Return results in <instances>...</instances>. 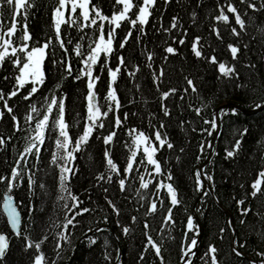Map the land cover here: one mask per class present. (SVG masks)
I'll list each match as a JSON object with an SVG mask.
<instances>
[{"label":"trees","instance_id":"1","mask_svg":"<svg viewBox=\"0 0 264 264\" xmlns=\"http://www.w3.org/2000/svg\"><path fill=\"white\" fill-rule=\"evenodd\" d=\"M31 2L34 7L27 10L26 23L31 33V43L36 45L47 37L55 35L51 11L58 0H31ZM91 2L99 6L104 15L111 16L116 0H91ZM226 2L227 0H156L151 9L152 15L144 25V33L140 35L137 26L123 49L120 48L119 42L130 25L122 23L116 30V39L113 42L115 51L109 57V63L114 68L120 55H123L126 61V70L118 74L114 84L118 90L121 107L118 110L114 109L104 118V128H96L89 142L76 153L69 188L79 196L81 206L89 208L90 211L77 217L79 224L75 228L69 226V231L72 233L71 245L62 242L63 251L59 257L56 256L54 241V233L59 226L53 229L52 224L57 220L63 221L64 201L57 199L60 195L59 170L49 163L56 138L51 127L42 146L40 159L37 160L34 155H29V164L35 165L32 172L36 174L34 176L36 184L31 191L28 190V173L25 170L23 183L18 184L13 195L16 200L22 201L19 204L22 234H30L33 240L47 236V240L42 242V250L48 258V264H52L53 260L56 264H160L154 250L145 247L147 243L144 235L145 221L149 225V234L157 244L161 245L164 264H181V244L190 242L192 236L199 238L194 250L192 249L193 254L190 257L192 264H208L205 253L209 244L215 245L218 249V259L221 264H250L247 258L259 260L256 253L264 251V193H259L256 197H251L249 193L252 180L255 179L259 169L264 167V108L251 114L237 109L235 114L229 111L219 116V132L214 141L212 154L208 163L203 166V170L212 176L211 181L207 180L211 192L204 191L197 200L201 191L195 189V171L207 157L215 130L204 121L211 120L216 108L224 103H233L239 108L248 110L255 108L252 106L253 103L264 99V11L258 8L255 11L245 12L246 5L236 0L239 10L246 19L247 27L238 37H234L231 34V27L236 26L234 22L225 25L224 22L213 19L220 10L217 5L224 6ZM257 2L259 3V0ZM115 10H119V6ZM12 13V6L0 5V25L5 28L10 26ZM173 16L178 17L175 29H170L168 33L157 31L170 28ZM232 19L234 21V17ZM24 23L22 11L19 16L20 27L14 37V42L17 44L22 42ZM213 25L220 30L222 39H217L212 32ZM62 28L67 34L64 39L66 41L71 39L73 45L82 35L85 37L81 41L84 51L88 48V37L95 38L98 35L96 26L86 28L82 32L64 25ZM107 28L105 22L106 31ZM184 29L187 31L185 32ZM181 36L185 38L183 44L179 43ZM194 36L202 37L201 57H196L192 52L191 43ZM171 37L177 39L172 40ZM237 41L240 52L238 59L233 61L227 44ZM168 43L177 48L176 54L165 53L164 48ZM244 45L247 47L245 48ZM145 49L155 54L152 61L154 69L158 71L163 66L164 75L159 89L153 83L152 70L146 66ZM62 54L63 50L55 42L50 45L43 65L45 81L40 85L37 93L27 101L20 93L10 99V105L20 118V130H14L9 115L0 118V137L11 136V140H6V143L0 146V175H7L10 172L14 161L19 158L18 153L23 150L27 142L26 138L30 136L24 122V114L28 106L35 104L42 114L44 108L41 105L45 104L44 97L51 91H55L57 95L66 94L65 120L73 140L83 131L87 103L84 99L87 92L86 78L75 80L72 76L65 75L59 63H52L53 59L59 61ZM213 54L220 60L234 64L236 71L239 72V78L219 77L216 66L207 60V57ZM165 56H167L166 60ZM71 63L74 76L78 74L80 67L79 58L72 55ZM136 64L141 66L140 71L135 76H129L128 70ZM17 71L9 58H5L0 63V89L5 93L12 90ZM94 71L102 77L97 86L98 100L106 107L104 94L107 92V70L96 68ZM185 77L193 79L197 92L193 93L189 89L181 99L180 93L187 87ZM56 84H60L59 89H56ZM238 84L244 87H237ZM136 85H139V88ZM30 86L29 82L24 89H21V93H26ZM169 88H176L177 92L165 98L170 113L165 116L160 107V93ZM189 104L192 105L191 108ZM202 104L207 107L202 108L201 114L197 115L193 109L201 107ZM0 110H3L2 102H0ZM124 113L129 114L127 119H123ZM116 115L123 119V123L116 128L113 142L105 145L103 136L114 127ZM50 119H54V116ZM160 121L165 125L161 132L167 134L174 148L169 149L165 145L156 153V158L161 162L162 174L151 173L149 166L151 175L146 173L145 179H150L151 183L147 189H140L137 192L139 174L144 172V167L133 169L126 181V190L123 192L117 183L120 177L116 174H113L115 178L112 182L107 180L97 182V173L106 171L104 163L106 147L112 150L114 160L122 169L129 153V149L124 145L131 143L127 130L135 127L152 136L155 131L153 125L159 127ZM181 121L184 122L183 125ZM244 128L248 131L241 137L239 133ZM201 129L205 131L202 132ZM152 138L154 141V136ZM236 139H241L240 148L234 156L228 157L226 149H230ZM201 144L204 145L203 153L200 151ZM180 149L184 151L181 153ZM197 156L202 158L198 160ZM137 157L136 162L139 163L143 159L142 151L137 152ZM169 171L172 173L170 181L167 180ZM159 181L170 182L178 190L181 203L174 206V225L162 219L170 204L166 190L155 188ZM41 182L46 185L44 189L39 187ZM4 188L3 182H0V202ZM105 188L108 189L107 193L104 191ZM157 191L160 192L164 202L161 204L158 201L155 213H147V205L157 199L155 195ZM105 195L120 209L118 215L107 204ZM245 197L248 203L244 206H250L251 210L242 215L236 200ZM29 204L33 206L32 213L27 210ZM68 204L71 206L70 200ZM189 214L193 216L195 226L193 230H187ZM105 216L108 217L106 221ZM132 216L137 217L136 221H132ZM117 220L120 221L119 224ZM241 220H244L243 224L240 223ZM162 223L165 225L164 228L161 227ZM229 223L232 227L227 226ZM125 225L129 226L128 233L122 231ZM97 227L101 229L100 232L96 231ZM222 227L225 228L223 233L219 231ZM0 230L6 232L9 239V247L3 258H0V264H30L35 249H26L22 236L9 232L1 211ZM105 240L108 241L107 245ZM234 240L244 245L239 249L242 255L237 256L232 252ZM105 251L109 253L110 260L105 261ZM141 252L144 253L143 257L140 255Z\"/></svg>","mask_w":264,"mask_h":264},{"label":"snow or ice","instance_id":"2","mask_svg":"<svg viewBox=\"0 0 264 264\" xmlns=\"http://www.w3.org/2000/svg\"><path fill=\"white\" fill-rule=\"evenodd\" d=\"M156 0H116L114 10L112 11L111 16L104 15L101 11V8L96 4L92 3L91 0H58L56 6L51 11L52 16V27L54 30V37H47L42 43L33 45L31 43V33L28 31L27 27V10L34 7V4L31 0H0V5L7 4L8 6L13 7V13L11 18V25L4 27L0 25V63H2L5 58L11 59V63L14 68L18 69L15 75V82L13 84L12 90L5 91L0 89V102H2V109L0 110V118L4 117L6 114L10 116L13 128L16 131L20 130L21 123L20 118L16 114L13 106L10 105L9 101L11 98L15 97L18 93L23 95L25 101L30 97H33L37 93L38 88L45 81V70H44V61L47 56V49L54 42L58 45L60 49L63 50V54L59 61L56 59L52 60L53 64L59 63L63 69L64 73L67 76H72L75 80H80L82 77L86 78V87L87 92L84 97L87 102L85 105L86 116L83 121V131L75 137L70 136L69 125L65 120L66 112V94L57 95L55 91H51L48 96L44 97L45 104L41 105L44 108L42 114H40V108H37L35 104H30L27 111L24 114V122L27 125V131L30 133V136L26 138L27 142L25 143L23 150L18 153V157L7 175H0V182H3L5 185L4 191L2 193V209L3 213L7 217V222L13 230L14 234L17 236H22L24 242V247L26 249H35V254L30 258V264H48V258L45 252L42 250V242L47 240V236H42L39 240H33L31 235L28 233L21 232V211L19 204L22 201L15 199L13 193L14 190L18 187L19 183H23V176L25 170H27V188L31 191L36 181L34 179L35 173L32 172V168L35 165L29 164V155H34L37 160L40 159L42 146L45 143V140L48 136V129L51 127L54 130L55 134V147L51 149V158L50 165L55 169L59 170V184L58 188L60 195L57 197L58 200L64 201L63 204V221H55L52 224L55 241V250L56 256L59 257L63 251V243L66 242L71 245V231H69V226L75 228L79 224L78 216L88 213L89 208L81 206V200L77 194H74L69 188V182L71 175L73 174L74 164L73 162L76 159V153L79 152L83 145H86L89 142V138L93 135L96 128H104V118L108 117L110 112L114 109L118 110L121 107L120 99L117 95V88L114 87V84L117 81L118 74L126 70V61L123 55H120L118 63L113 68L110 66L109 57L114 53L115 49L113 42L116 39V30L121 26L122 23L130 25L127 33L124 35L123 39L120 40L119 46L121 49L125 48L126 43L133 34V30L139 26V34L142 35L145 31L144 25L149 21L150 16L152 15L151 9L154 6ZM239 3L246 5L244 11L248 10H259L264 11V0H239ZM119 6V10L115 8ZM220 9L219 13L216 14L213 19L216 21H222L225 25L233 23L236 26L231 27V34L234 37H238L241 32L246 30L247 24L246 19L243 16V13L239 10L236 0H227L224 6L217 5ZM23 11L25 23L23 24V35L21 37V43L17 44L14 42V37L19 30V16ZM195 15V13H193ZM234 17V21L233 18ZM178 17L173 16L171 20L170 28H162L157 31H163L168 33L170 29H175L177 27ZM105 22H107L108 28L105 30ZM62 25L68 28H74L78 32H82L86 28H91L96 26L98 35L95 38L88 37V48L86 51L83 50V45L81 41L85 39L82 35L80 40L73 41L64 39V36L67 35L64 33ZM238 26V27H237ZM186 32L187 29H184ZM212 32L215 34L217 39H222L220 30L213 25ZM172 40H176L177 37H171ZM139 42V35L137 36ZM185 42L184 36L179 37V43L183 44ZM202 37L194 36L191 49L196 57H201L203 55L202 51ZM246 48L247 45H244ZM227 49L231 53V58L233 61L238 59V53L240 52L239 43L230 42L227 44ZM165 53L167 54H176L177 48L172 44L168 43L164 48ZM215 52V50H213ZM146 56V66L148 69L152 70L153 83L157 85L159 89L160 81L164 75L163 66L157 71L153 67L154 52L151 50L145 49ZM75 55L79 58V70L78 74H73V67L71 63V56ZM14 57V58H13ZM167 59V56L164 57ZM208 62L214 64L219 73V77L223 78H239V72L236 71L234 64H229L225 60H220L218 57L213 54L207 57ZM140 65H133L130 70H128L129 76H135L140 71ZM252 67V65H249ZM99 68L102 71L107 70V92L104 94V101L106 102V107L102 106L98 100V81L102 77L95 73V69ZM7 79V77H5ZM186 85L185 89L180 93L181 99L187 94L188 90L191 89V92H197L196 84L193 79L185 77ZM30 82L31 86L26 90V93H21V89H24L25 86ZM56 89L60 88V84H56ZM139 88V85H136ZM237 87H244L242 84H238ZM176 88H169L166 91L160 93V107L164 112L165 116H168L169 109L166 105L165 98H168L171 95L176 94ZM255 108H260L264 106V99H261L259 102L253 103L252 105ZM191 108L192 105L189 104ZM207 107V105L202 104L201 107H196L193 110L197 115L201 114L202 108ZM6 110V111H5ZM235 114L237 109L235 107L231 109H220L219 114H213L211 120H205L204 123L210 124L211 128H217V119L218 116H222L227 112ZM128 113H124L123 119H127ZM54 116V119H50ZM123 119L119 116H115L114 127L108 131L106 135L103 136L105 145H110L113 142V137L116 135V128L123 123ZM183 121L181 124L183 125ZM155 128L152 136H149L142 129H137L132 127L128 129V135L130 137L131 143H126L125 148L129 149V153L126 157V164L121 167L114 160L112 155V150L108 147L104 150V163L106 171L105 173H97V182L100 180H107L112 182L114 180V175L119 176L117 181L120 190L123 192L126 190V181L128 180L130 174L134 168L144 167V172L139 174V188L147 189L151 183L150 179H145V174L151 175L155 173L156 175L162 174L161 162L156 158V153L160 148L165 145L169 149H173L174 145L167 136L166 133H162L161 129L165 127L163 121H160L159 127ZM205 131V129H201ZM248 131L247 128H244L239 135L242 137ZM154 136V141L153 137ZM6 140H11V136L4 138L0 137V146H3L6 143ZM241 139H236L234 144L231 145L230 149H226V155L228 157L234 156L236 151L240 148ZM142 151L143 159L137 163V152ZM181 153L184 149H180ZM201 153L204 152V145H200ZM214 153V150H213ZM198 160L201 159V156L196 157ZM179 159V157H177ZM149 166H151V173L149 172ZM39 171V169H37ZM195 189L197 191H203L204 180L211 181L212 176L208 174L205 170L196 169L195 174ZM172 178V173L169 171L167 173V180L170 181ZM41 189H44L46 185L41 182L39 184ZM243 187V185H242ZM156 189L164 188L167 193V200L170 204L167 207L166 213L163 215V221L168 222L169 224L174 225V206L179 205L181 200L179 198L178 190L170 182L159 181L155 185ZM107 193L108 189H104ZM259 193H264V167H261L256 174L255 179L251 182L250 196L256 197ZM157 199L152 200L147 205V213H155L157 209L158 201L162 204L164 202L163 198L159 191L155 193ZM204 197H201L203 199ZM104 199L111 209L117 213L120 212V209L116 204L105 195ZM143 199V197H141ZM71 201V206H69L68 201ZM248 203L247 197L236 200V204L240 206L241 214H247L250 212V206H244ZM28 212H33V206L29 204ZM146 213V215H147ZM107 216L104 217L106 221ZM132 221H136L137 217L132 216ZM117 224L120 223L119 220L116 221ZM241 224L244 223V220L240 221ZM228 227H232L229 223ZM161 227L164 228L165 225L162 223ZM195 228L193 223V216L189 214L187 216V230H193ZM149 225L148 222H144V235L147 238V243L145 247H150L154 250L156 257L159 258L160 264H164V257L161 253V245L157 244L152 236L148 232ZM129 226L125 225L122 227L124 233L129 232ZM198 231V229H196ZM97 232H100L99 227L96 228ZM219 231L223 233L225 228H220ZM93 242L94 238H93ZM232 252L237 256L242 255L239 251L244 245L240 244L238 241H233ZM108 244V241L105 240V245ZM197 239L195 236L191 237L190 242L181 244V256L180 259L183 261V264H192L190 257L192 256V249L196 246ZM9 247V239L6 233L0 232V258H3L5 251ZM141 257L144 256V253L141 252ZM256 255L259 257V260H252L250 264H264V251H258ZM205 257L208 258V264H221V261L218 259V249L215 245L209 244ZM105 261L110 260L111 257L107 251L104 252ZM52 264H56V261L53 260Z\"/></svg>","mask_w":264,"mask_h":264},{"label":"water","instance_id":"3","mask_svg":"<svg viewBox=\"0 0 264 264\" xmlns=\"http://www.w3.org/2000/svg\"><path fill=\"white\" fill-rule=\"evenodd\" d=\"M233 107H235L236 109H239L240 111H242L243 113H246V114L255 113V112H257V111H259V110H261V109L264 108V106H261L260 108H254V109H248V110H247V109L239 108V107H237V105H235V104H233V103H224V104H222V105H220V106H218V107L216 108L215 114H218V110H219V109L233 108ZM217 125H218V126H217V128L215 129V131H214V133H213V136H212V139H211V142H210V146H209V150H208L207 157H206L205 161H204V162L198 167V169H201V170H202L203 166L206 165V164L208 163L209 159H210V156H211V154H212V148H213V145H214V141H215L216 135H217L218 130H219V119H217ZM203 189H204V190L201 191V193L199 194L197 200L200 198V196L202 195V193H203L206 189H208V191L211 192V187H210V185L208 184V182H207L206 179L204 180ZM0 210H1V213L3 214V216H4V218H5V221H6V224H7L8 228H9V231H10L12 234H14L13 230L11 229L10 225H9L8 222H7V217H6L5 214L3 213V209H2V201H1V204H0ZM21 221H22V220H21ZM0 232H3V231L0 230ZM4 233H6V232H4ZM199 233H200V228H199ZM6 234H7V233H6ZM14 235H15V234H14ZM7 236H8V234H7ZM198 237H199V236H198ZM198 240H199V238H197V242H198ZM247 259H248L249 261H252V259H250V258H247Z\"/></svg>","mask_w":264,"mask_h":264}]
</instances>
